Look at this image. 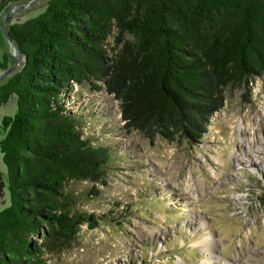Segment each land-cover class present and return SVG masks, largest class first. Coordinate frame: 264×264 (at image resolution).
<instances>
[{
	"label": "trees",
	"instance_id": "16d2710c",
	"mask_svg": "<svg viewBox=\"0 0 264 264\" xmlns=\"http://www.w3.org/2000/svg\"><path fill=\"white\" fill-rule=\"evenodd\" d=\"M7 27L25 59L0 85V104L16 98L2 118L10 202L0 210V264H47L50 242L64 245L81 224H98L68 207L65 184L88 180L97 194L110 158L64 103L77 86L118 100L128 132L199 143L225 88L264 74V0H48Z\"/></svg>",
	"mask_w": 264,
	"mask_h": 264
},
{
	"label": "rangeland",
	"instance_id": "374dc122",
	"mask_svg": "<svg viewBox=\"0 0 264 264\" xmlns=\"http://www.w3.org/2000/svg\"><path fill=\"white\" fill-rule=\"evenodd\" d=\"M47 1L9 0L1 9L0 0V19L13 6L6 26L23 22L41 13ZM113 45L110 37L109 54ZM12 59L0 25V63L8 68ZM20 66L21 61L1 75L0 85ZM73 93L64 103L80 111L83 136L107 147L110 158L94 184L97 194L88 193L93 185L88 180L65 184L72 195L69 210L93 213L98 224H81L64 245L50 242L52 250L43 254L47 264H264V206L259 203L264 188V74L225 88L224 104L209 118L199 143L177 136L149 140L136 130L128 132L112 95L91 91L86 82ZM15 110L14 95L0 104V139L5 134L2 118ZM9 202L0 153V210ZM206 236L213 241L210 251L199 245ZM33 239L39 242L41 234Z\"/></svg>",
	"mask_w": 264,
	"mask_h": 264
},
{
	"label": "water",
	"instance_id": "95a60500",
	"mask_svg": "<svg viewBox=\"0 0 264 264\" xmlns=\"http://www.w3.org/2000/svg\"><path fill=\"white\" fill-rule=\"evenodd\" d=\"M28 4V3H25V5ZM13 9V6H8L2 16H1V19H0V25H1V30H2V33L5 37V39L7 40V42L9 43V46H10V49H11V52H12V63L11 65L6 68V69H3L2 72L0 73V76L1 75H5V74H8L10 73L12 70H14L17 65L19 64V61H21V66L20 68L23 66V62H24V59H25V56L22 55L20 53V51L18 50V47L16 45V43L14 42V40L12 39V37L10 36L9 32H8V27L6 26V17H7V14L12 11Z\"/></svg>",
	"mask_w": 264,
	"mask_h": 264
},
{
	"label": "bare ground",
	"instance_id": "6f19581e",
	"mask_svg": "<svg viewBox=\"0 0 264 264\" xmlns=\"http://www.w3.org/2000/svg\"><path fill=\"white\" fill-rule=\"evenodd\" d=\"M255 144V143H254ZM257 149V148H256ZM251 152H253L254 150H250ZM255 152V151H254ZM253 152V153H254ZM254 157V156H253ZM241 159L245 162V161H247L246 160V158L244 157V156H242L241 157ZM249 161V163H252V161H253V158H251V157H248L247 158ZM247 162V163H248ZM199 245H201V247L204 249V251H210V247L213 245V241H211L210 240V236H206V237H204L203 238V240L202 241H199ZM211 245V246H210ZM212 257H214V256H212ZM215 258H217V257H215ZM208 262H210V263H214L216 260L214 259V260H207Z\"/></svg>",
	"mask_w": 264,
	"mask_h": 264
}]
</instances>
